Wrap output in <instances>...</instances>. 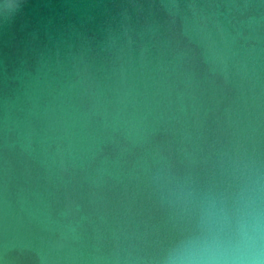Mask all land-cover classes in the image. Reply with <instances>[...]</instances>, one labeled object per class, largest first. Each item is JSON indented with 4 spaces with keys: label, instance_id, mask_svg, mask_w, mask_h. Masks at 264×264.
Wrapping results in <instances>:
<instances>
[{
    "label": "water",
    "instance_id": "1",
    "mask_svg": "<svg viewBox=\"0 0 264 264\" xmlns=\"http://www.w3.org/2000/svg\"><path fill=\"white\" fill-rule=\"evenodd\" d=\"M245 233L264 264V0H0V264Z\"/></svg>",
    "mask_w": 264,
    "mask_h": 264
},
{
    "label": "clouds",
    "instance_id": "2",
    "mask_svg": "<svg viewBox=\"0 0 264 264\" xmlns=\"http://www.w3.org/2000/svg\"><path fill=\"white\" fill-rule=\"evenodd\" d=\"M258 237L245 233V242L228 253L215 250L190 240L174 264H260Z\"/></svg>",
    "mask_w": 264,
    "mask_h": 264
}]
</instances>
